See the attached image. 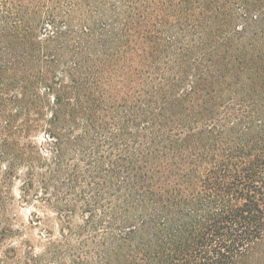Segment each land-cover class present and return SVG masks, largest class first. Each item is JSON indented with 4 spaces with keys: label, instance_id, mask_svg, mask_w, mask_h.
Segmentation results:
<instances>
[{
    "label": "trees",
    "instance_id": "obj_1",
    "mask_svg": "<svg viewBox=\"0 0 264 264\" xmlns=\"http://www.w3.org/2000/svg\"><path fill=\"white\" fill-rule=\"evenodd\" d=\"M263 245L264 0H0V264Z\"/></svg>",
    "mask_w": 264,
    "mask_h": 264
},
{
    "label": "rangeland",
    "instance_id": "obj_2",
    "mask_svg": "<svg viewBox=\"0 0 264 264\" xmlns=\"http://www.w3.org/2000/svg\"><path fill=\"white\" fill-rule=\"evenodd\" d=\"M35 211L31 208H23V207H19L16 206L14 213L16 214V217L18 219L19 222H22L24 224H27L29 218H30V214L34 213ZM41 215V214H39ZM50 225H52V223L50 222ZM40 230V226L38 228H35L34 231L31 232V236L32 239H34V237L36 236V234L39 232ZM264 248V245L262 246ZM264 256V254H263Z\"/></svg>",
    "mask_w": 264,
    "mask_h": 264
}]
</instances>
